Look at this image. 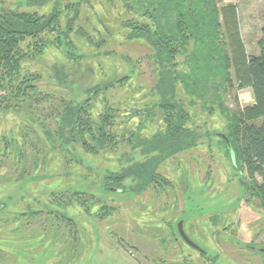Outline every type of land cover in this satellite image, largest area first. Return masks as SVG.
Segmentation results:
<instances>
[{
	"label": "trees",
	"instance_id": "1",
	"mask_svg": "<svg viewBox=\"0 0 264 264\" xmlns=\"http://www.w3.org/2000/svg\"><path fill=\"white\" fill-rule=\"evenodd\" d=\"M118 1L125 14L130 15L120 23V29L124 31L122 37L148 47L149 59L155 66V83L149 91L153 102L143 108H148L143 121L148 126L140 125L144 136L132 134L135 142L126 141L131 145V152L115 158L116 152L109 146L118 136L110 125L111 118L120 108L118 105L109 107L102 99L111 89L130 81L133 65L126 60L120 61L116 52L101 50L106 39L100 36L98 42L94 41L81 25L83 0L66 4L63 0H18L16 5L6 7L0 0V120L12 112L19 115L40 112L43 123H35L33 126L37 129H33H43L46 138L38 139V142L51 144L74 162L78 170L85 172L73 175L74 180L70 182L54 184L62 189L59 192L64 193L68 201L53 198L56 191L45 189L49 202H35L47 210V217L53 222L49 231L72 234V243L84 245L86 251L94 234L89 222L93 218L88 215H97L101 222L115 210L108 207V197L101 199L94 194V186L104 191L129 192L133 195L129 201H135L152 186L161 192L170 187L169 181L158 173L161 165L199 146L215 151L212 148L216 143L214 138L219 139L216 148L223 147L228 163L241 174L239 183L245 194L251 200H257L258 208L264 213V13L256 42L257 54L247 56L235 8L230 5L219 7L224 0ZM104 30L105 37L109 36L110 31ZM81 45L93 49L92 52L82 51L85 49ZM52 50L60 53L66 62L44 66L40 72L25 69L27 61L44 57ZM90 56L100 57L104 67L99 61L96 69L91 65L83 69L82 74V61ZM231 71L235 88H248L253 104L237 110L226 106V90L234 87ZM44 80L50 85L48 92L40 88ZM178 88L183 97L198 103L211 115L215 113L214 109L221 114L224 131L199 132L198 127L189 125L190 115L177 99ZM60 92L64 95L54 94ZM97 98L101 99L103 107L95 117L92 101ZM55 101L56 106L53 105ZM47 110L52 112L49 116L56 125L53 133L44 125ZM25 122L27 126L28 121ZM4 134V131L0 133V141L4 144L1 153L13 155L20 162L19 157L28 156L31 149L35 151L28 134L13 138L11 133L9 138ZM109 154L111 159L115 158L116 169L100 168L102 159L106 158L103 156ZM24 160L27 162L28 157ZM255 175L261 177V181L257 182ZM22 176L17 179L18 184L28 185L33 178ZM71 184L84 187L74 190ZM9 185L5 183L0 188ZM0 205V211L6 208L4 203L0 202ZM93 206L96 215L91 212ZM72 207L81 210L80 218L87 216L83 226L69 214ZM28 209L22 213L25 219L43 212ZM56 217L60 225L55 224ZM171 227L172 223L168 225ZM82 228L92 234V238L86 235L89 241L80 231ZM0 253L4 252L0 250Z\"/></svg>",
	"mask_w": 264,
	"mask_h": 264
},
{
	"label": "rangeland",
	"instance_id": "2",
	"mask_svg": "<svg viewBox=\"0 0 264 264\" xmlns=\"http://www.w3.org/2000/svg\"><path fill=\"white\" fill-rule=\"evenodd\" d=\"M1 1H4V7L14 6L18 2V0ZM71 1L63 0V4ZM229 5L235 8L245 54L247 56L257 54L256 42L263 25L264 0H224L219 7ZM128 18L130 15L125 14L118 0L111 2L83 0L81 25L94 41L98 42L100 36L106 39L107 42L101 50L116 52L120 61L126 60L133 65L134 71L130 81L111 89L102 99L109 107L118 105L120 108L114 113L115 117L111 118L110 125L118 136L114 144L109 146L116 152L113 155L115 158L120 154L131 152V145L126 143L127 140L135 142L136 136H144L140 125L148 126L143 124L144 112L148 108L146 110L143 108L153 102L149 91L155 83V66L149 59L148 47L142 42H128L122 37L124 31L120 29V23ZM105 28L110 31L107 37H105ZM81 47L85 49L82 51L88 53L93 50L87 46L81 45ZM90 57L82 61V74L83 69L91 65L96 69V63L100 61L98 56ZM65 62L60 53L52 50L44 57L39 56L27 61L24 66L29 72H40L44 66L60 65ZM100 65L104 67L102 61ZM99 68L97 66V71ZM84 76H87V73ZM231 77L234 87L226 90V106L231 110H237L253 104L251 91L248 88L237 90L232 71ZM42 83L40 88L48 92L50 85L45 84V80ZM63 93L54 94L59 96ZM177 99L183 104L185 112L190 115L189 125L198 127L199 132L224 131V119L214 108L215 113L211 115L198 103L183 97L180 88ZM92 103V114L97 117L103 107L101 99L97 98ZM53 105L56 106L57 102L55 101ZM154 112L157 113V109H154ZM47 113L44 125L53 133L56 125L49 116L52 112L47 110ZM40 115V112L30 115L24 112L22 115L12 112L0 120V133L4 131L7 138L10 133L12 138L26 133L30 138L29 143L35 147V151L31 149L28 156L24 154L19 157L21 160L18 162L13 155L9 157L7 153H1L4 144L0 141V186L5 183L11 184L0 188V202L6 207L0 211V250L4 252L0 253V264H5L7 252L27 254L23 256L27 264H53L52 257L55 253L57 257L58 252L59 256L62 255L54 262L56 264H204L191 258L192 255L196 256L197 252L180 239L177 232L179 222H182L188 238L201 250L209 253L211 258L208 260L211 262L214 260V264H245L244 260L247 264H264V254L254 259V251L250 248L258 245L264 247V213L258 208V201L251 200L245 194L239 183L241 174L230 166L223 147L216 148L218 138L213 139L216 142L212 146L215 151L199 146L165 161L158 169V173L162 179L166 178L169 181L170 187L162 189L161 192L152 186L135 201H129L133 196L129 192L104 191L94 186V194L101 199L108 197V207H114L115 210L110 216L98 222V216L94 212L96 209L93 206L91 212L96 216L88 215L93 218V220L89 219L94 232L93 238L92 234L87 233L83 228L80 230L85 237L92 238L86 251L84 245L72 243V234L62 231L50 232L53 222L48 219L47 210L44 207L42 210L43 208L35 202L37 200L41 203L49 202V195L44 194L45 189L56 191L53 198L68 201L67 196L64 197V193L59 192L62 189L59 186L55 187L54 184L70 182L74 180L73 175L85 174V172L78 170L74 162L65 158L63 152L52 148L51 144L42 145L38 142V139L46 138L43 129L35 131L37 128L33 126L35 123H43L44 118ZM25 120L28 121L27 126ZM132 134L135 137L131 136ZM25 156L28 157L27 162L24 160ZM111 156L110 154L103 156L106 158L102 159L99 167L116 169L115 158L111 159ZM21 176L33 178L28 185H23L16 182ZM255 179L257 182L261 181L258 175H255ZM70 186L78 190L83 185ZM26 208L32 212L38 210L43 212L25 219L22 213ZM80 211L75 207H72L71 211L68 210L69 214L83 226L88 218L85 215L80 218L78 216ZM171 223L172 227L168 228ZM55 224L60 225L58 217ZM16 227L22 229L21 232L13 233L12 230H17ZM88 237L86 240L89 241ZM21 242L25 244L19 245L18 243ZM229 254H236L237 258L232 259ZM32 258L34 261H31Z\"/></svg>",
	"mask_w": 264,
	"mask_h": 264
},
{
	"label": "flooded vegetation",
	"instance_id": "3",
	"mask_svg": "<svg viewBox=\"0 0 264 264\" xmlns=\"http://www.w3.org/2000/svg\"><path fill=\"white\" fill-rule=\"evenodd\" d=\"M0 207H1V205H0ZM255 245H257V244H255ZM251 249H253V251H254V254H253V258L255 259V258H258L259 257V255H261V254H264V247H262L261 245L259 246H251L250 247ZM59 250V249H58ZM197 252V251H196ZM61 254V253H60ZM25 255H27V254H23V253H9V252H7L6 253V256H5V264H27V260H24L25 258L23 257V256H25ZM62 255V254H61ZM61 255L59 256V252H58V256L56 257V253L53 255V257H52V263L53 264H56V263H54L56 260H57V258H61ZM190 256V255H189ZM229 256L233 259V258H237V256H236V254L235 255H230L229 254ZM55 257H56V259H55ZM191 258H193V259H197V260H199L201 263H204V264H214V260L211 262V261H209L208 260V258H211L210 257V255H209V253H204V251H203V253H199V252H197V255L196 256H194V255H192L191 256ZM246 257H244V259H245ZM237 260V259H236ZM31 261H34V258H32L31 259ZM204 261V262H203ZM244 262H245V264H247V262L244 260ZM252 264V263H251Z\"/></svg>",
	"mask_w": 264,
	"mask_h": 264
},
{
	"label": "water",
	"instance_id": "4",
	"mask_svg": "<svg viewBox=\"0 0 264 264\" xmlns=\"http://www.w3.org/2000/svg\"><path fill=\"white\" fill-rule=\"evenodd\" d=\"M233 154L231 153V156ZM177 232H178V235L180 237V239L182 240V242L188 246L189 248L199 252V253H203V250H201L197 244H195L193 241H191L188 236L185 234L184 230H183V227H182V222H179L178 225H177ZM205 253V252H204Z\"/></svg>",
	"mask_w": 264,
	"mask_h": 264
},
{
	"label": "crops",
	"instance_id": "5",
	"mask_svg": "<svg viewBox=\"0 0 264 264\" xmlns=\"http://www.w3.org/2000/svg\"><path fill=\"white\" fill-rule=\"evenodd\" d=\"M264 13V12H263Z\"/></svg>",
	"mask_w": 264,
	"mask_h": 264
}]
</instances>
